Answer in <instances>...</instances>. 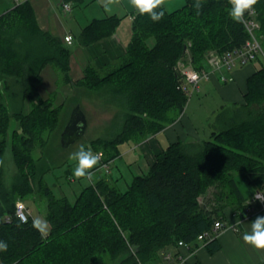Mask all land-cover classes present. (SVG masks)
I'll use <instances>...</instances> for the list:
<instances>
[{
    "label": "trees",
    "instance_id": "16d2710c",
    "mask_svg": "<svg viewBox=\"0 0 264 264\" xmlns=\"http://www.w3.org/2000/svg\"><path fill=\"white\" fill-rule=\"evenodd\" d=\"M194 4L185 0L173 10L163 6L159 22L135 9L131 40L117 62L103 68L89 64L78 79L69 75L71 47L39 27L29 0L1 10L0 241L8 245L0 251L2 264H154L178 241L191 243L215 220L245 211L247 197L236 176L251 195L264 189V62L259 58L260 65L246 79L242 102L216 113L208 139L169 143L146 173L132 176L126 189L100 176L70 201L56 197L44 179L50 170L40 164L47 133L57 127L62 103L40 96L43 67L53 66L74 90L110 93L121 110L118 131L92 141L105 155L103 162H110L120 156L121 144L141 142L180 116L189 95L181 87L178 62L204 69L210 52L231 51L248 39L243 22L229 14V0H201L199 10ZM253 11L264 51V0ZM118 22L116 15L93 19L77 42L89 45L109 36ZM7 143L16 167L12 182L3 172ZM210 187L216 190L213 198L207 196ZM34 193L46 200L50 228L45 236L33 228L31 216L21 222L15 215V202Z\"/></svg>",
    "mask_w": 264,
    "mask_h": 264
},
{
    "label": "crops",
    "instance_id": "0c3cea01",
    "mask_svg": "<svg viewBox=\"0 0 264 264\" xmlns=\"http://www.w3.org/2000/svg\"><path fill=\"white\" fill-rule=\"evenodd\" d=\"M60 1L62 2L63 0ZM66 1L79 4L86 2L85 0ZM14 2H20V0H15ZM29 2L34 9L37 23L42 30L49 31L61 41L66 33H70L73 38H75L72 32L61 29L59 22L56 21L58 19L55 14L56 12H51L53 7H55L54 4H58V0H53V2L47 0V2H38V4L37 0H29ZM119 2L121 8L125 9L124 0H119ZM11 4L12 3L5 0H0V12L3 8L8 7ZM166 5H168L167 0L164 6L169 9ZM57 6L58 5H56V7ZM100 6L103 7L102 4ZM57 10L59 11V9ZM62 11L65 13L63 9ZM134 11L135 8H133L131 12H128V15L126 14L128 21L117 24L111 35L100 38L89 45H80L78 43L79 47H71L69 75L72 79L81 78L84 74L85 68L89 64L94 65L97 68H103L108 65L111 66L117 62L118 58L124 53L125 48L131 40ZM108 15L110 14L103 17L91 16L90 18H86L89 20L84 26L93 19L104 18ZM121 24H125L124 27H121ZM84 26H82V28ZM73 54H77L79 60L74 58ZM209 67L210 66L207 64L206 68L210 69ZM53 69H55L53 66L47 64L41 70V81L37 84V90L43 98L48 97L47 95L53 94V86H50V82H46L45 79V77H53L55 82ZM255 69L256 66L253 63H248L235 67L229 71L224 69L216 70L210 78H202L199 81L198 90L202 89V92L205 93H209L211 90H216L225 101H229L231 104L240 103L243 99L246 79ZM222 74H227L228 76H231L232 79L229 81H222L220 78ZM66 85L68 86L64 87L65 89L70 90L71 92L74 91L70 84ZM53 97L55 98H53L54 105H60L65 99V95L64 97L62 96L61 100V97L57 98L58 96L56 95ZM56 99L58 101H56ZM188 101L186 102L180 116L172 124L154 134H148L141 142H132L134 146L136 145V148H133L134 146L132 147L130 143H127L128 147L126 150H123V152L120 150V157L118 158L123 159V161L124 159H127L130 162V165L137 169L138 173L134 175L146 173L154 161L156 154L162 151L169 143L178 140L187 142L188 139H190L189 137L194 139L191 142L202 140L199 136L195 121L184 113V110L187 108L186 106H189ZM226 105L227 104L221 105L217 112ZM138 151L139 153H137ZM246 204L253 208L252 212L250 211L248 214H240V216L238 213H241V211L236 210L238 216H234V211H232L227 220L223 221L225 226L218 232L211 247L207 246L205 242L198 240L192 241L189 247L175 245L167 250L173 255L171 261L167 262L162 258L161 261L155 262L154 264H264V250L256 249L252 245L245 243L243 240L244 233L251 231V222L257 216H264V205L261 206L258 203H252V200L248 199L246 200ZM29 216H31V212L29 213ZM0 264H2L1 261Z\"/></svg>",
    "mask_w": 264,
    "mask_h": 264
},
{
    "label": "rangeland",
    "instance_id": "374dc122",
    "mask_svg": "<svg viewBox=\"0 0 264 264\" xmlns=\"http://www.w3.org/2000/svg\"><path fill=\"white\" fill-rule=\"evenodd\" d=\"M5 1L13 3L15 0ZM50 1L53 2V0ZM85 1L86 2L83 4L76 2L70 3L72 5L71 9L69 11H65L64 13L60 7L61 1L58 0V4H54V10H51L53 13L56 12L55 14L58 18L56 21L59 22L61 29L70 31L74 34V42L70 46L72 48L79 47L76 38L79 35L82 26H84L89 20L86 18H90L91 16L103 17L107 14L116 15L119 18V24L120 22H127L128 17H126V14L128 15V12L133 10L129 0H124L125 9L121 8V4L118 0L117 3L111 5L110 10L105 9V0ZM38 2L44 3L47 2V0H37V4ZM184 2L185 0H167L168 5L166 6L169 8L168 10H173L174 8H179L182 6ZM101 4L103 7L100 6ZM56 5L58 6L56 7ZM57 9H59L60 12ZM124 25L125 24H121V27H124ZM147 42L149 45H152L154 40L152 37H150ZM73 57L79 60L77 58V54H73ZM259 59V61L264 62L262 58L259 57ZM259 61L254 60L248 63H253L256 67H258L260 65ZM53 71L55 82L53 77H45V79L46 82H50V86H53L52 88H54V91L52 92L53 94L47 95L48 97L44 99L51 98L53 101V96L55 95L58 96L57 98L61 97L60 100L62 99V96L64 97L65 95V99L59 108L60 110L58 112L57 127L52 132L47 133L48 144L44 153L45 156L43 158V162L40 163L41 167L50 168V170L44 175L46 183L50 186L53 194L56 197L66 196L70 201L75 199L82 187L90 184L95 180V178L100 176H106L108 180H111L121 190L126 189L131 177L138 173L137 169L133 168L127 159H124L123 161V159L119 158H115L108 162L107 167H105V165L103 166L104 162L102 160L103 156L105 155L101 149L95 150L94 146L92 145V141L97 138L109 139L117 133L121 117V110L116 106V104L112 102L113 99L106 89L105 91L101 90L100 92H97L86 88H76L73 92H71L70 90L64 88L68 85H66V83L61 80L62 74L57 69H53ZM225 76L228 77L227 74ZM188 100L189 106H186L187 108L184 110V113L195 121L200 138L202 140H206L209 138L210 131L212 130L213 126L212 123L219 107L223 104L229 105L231 103L229 101H225V99H223L220 93L216 90H211V92L205 93L202 92V89L194 91L189 96ZM56 101L58 100L56 99ZM76 101L81 105V108L86 115L87 127L85 133L71 146L68 148H62L59 144V133L68 119L67 117L69 116V111L72 107H74ZM25 110H28V108ZM189 138L190 139H188L187 142L194 140L192 137ZM128 143H130L132 147L134 146L132 142ZM81 145H84L86 149H90L93 153L102 154L99 163L94 169L91 170L93 172V178L91 181H89L87 178L77 179L73 176V170L76 167V161L70 160L69 156L72 152L77 151ZM6 146L7 147L3 154V172L6 181L12 182L16 175V167L13 161L12 153L10 151V145L8 144ZM127 147V143L120 145L122 152L123 150H126ZM133 148H136V145ZM137 153H139V151ZM34 154L37 156L38 152L35 151ZM45 157L49 159V162L45 160L47 159ZM235 180L244 196L247 197L248 200H252V195L250 194L242 179L239 176H236ZM214 191H216L214 187H210L208 189V198H213L212 192ZM26 197L27 198L23 199V201L26 202L25 204H27L26 206H28L29 213L31 212L32 218L46 220L45 198L37 193L28 195ZM212 201L209 200L207 202V206L209 208L213 204Z\"/></svg>",
    "mask_w": 264,
    "mask_h": 264
},
{
    "label": "built area",
    "instance_id": "2783aa9c",
    "mask_svg": "<svg viewBox=\"0 0 264 264\" xmlns=\"http://www.w3.org/2000/svg\"><path fill=\"white\" fill-rule=\"evenodd\" d=\"M17 1V0H16ZM61 7L64 11H69L71 9V4L63 0L61 2ZM254 11H250L247 17L243 18V24L248 32V39L238 48H234L231 51L224 52L222 54L216 52H210L207 58V64L210 66V69H195L191 64L185 62H178L177 67L179 72L182 75L181 87L182 89L190 96L194 91L198 90L199 81L202 78H210L211 75L220 69L231 70L235 67L242 66L248 62H252L257 58H262L264 60V51L262 49L261 43L256 36L255 30L258 28V22L253 17ZM65 37H71L70 40H66ZM63 42L67 46H71L74 42V38L70 33H66L63 36ZM195 77V78H193ZM222 81H229L232 79L231 76L226 77L224 74L220 76ZM107 167V163H104L103 166ZM255 196H259L261 199H264V189H259L254 192L252 195V203H258L261 206L264 205V202L256 199ZM253 208L247 207L243 213H238V215L248 214L252 211ZM15 215L21 221L20 217H26V221L29 217V209L26 206L23 200H17L15 202ZM233 215H237V211L233 212ZM237 215V216H238ZM240 215V216H241ZM240 221V220H239ZM22 222V221H21ZM223 221L217 219L214 221L212 227L209 230L199 233L196 237V240L203 241L207 243L208 241L214 239L218 232L224 227ZM177 245L189 247L190 243L183 241H178ZM173 255L169 251L162 252V258L169 262L171 261Z\"/></svg>",
    "mask_w": 264,
    "mask_h": 264
},
{
    "label": "clouds",
    "instance_id": "9594fccd",
    "mask_svg": "<svg viewBox=\"0 0 264 264\" xmlns=\"http://www.w3.org/2000/svg\"><path fill=\"white\" fill-rule=\"evenodd\" d=\"M117 2L118 0H105L104 7L106 10H110L111 5ZM129 2L139 14H147L154 22H159L165 15L163 6L166 4V0H129ZM229 3L231 5L230 16L236 22L242 23L245 13L253 11L258 0H229ZM201 6V0H195L194 7L199 10ZM65 39L70 40L71 37H65ZM101 156L102 154L93 153L90 149H86L84 145H81L77 151L72 152L69 156L70 160L76 161L73 176L77 179L87 178L91 181L93 178V172L91 170L99 163ZM255 198L264 202V199H261L259 196H255ZM20 219L22 222H26V217L21 216ZM32 226L42 236L47 235L50 228L46 220L39 218L33 219ZM243 240L256 249L264 250V216H257L251 222V231L244 233ZM7 247L6 242L0 241V251H7Z\"/></svg>",
    "mask_w": 264,
    "mask_h": 264
},
{
    "label": "water",
    "instance_id": "95a60500",
    "mask_svg": "<svg viewBox=\"0 0 264 264\" xmlns=\"http://www.w3.org/2000/svg\"><path fill=\"white\" fill-rule=\"evenodd\" d=\"M87 118L79 103L75 104L69 113L63 129L60 132L59 143L62 148H68L79 139L86 130Z\"/></svg>",
    "mask_w": 264,
    "mask_h": 264
},
{
    "label": "bare ground",
    "instance_id": "6f19581e",
    "mask_svg": "<svg viewBox=\"0 0 264 264\" xmlns=\"http://www.w3.org/2000/svg\"><path fill=\"white\" fill-rule=\"evenodd\" d=\"M103 161V160H102ZM103 163V162H102ZM105 163V162H104ZM108 163V162H107ZM248 203H250V202H248ZM249 207V206H248ZM236 211V210H235ZM252 212V211H251Z\"/></svg>",
    "mask_w": 264,
    "mask_h": 264
}]
</instances>
